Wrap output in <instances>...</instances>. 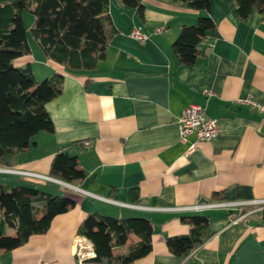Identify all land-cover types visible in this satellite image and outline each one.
I'll return each instance as SVG.
<instances>
[{
    "label": "crops",
    "instance_id": "1",
    "mask_svg": "<svg viewBox=\"0 0 264 264\" xmlns=\"http://www.w3.org/2000/svg\"><path fill=\"white\" fill-rule=\"evenodd\" d=\"M142 4L140 18L120 0H108L115 33L94 70L66 73L31 49L16 60L17 66L29 64L36 79L61 73L62 88L45 104L53 132L39 133L13 165L0 168L50 177L53 156L65 151L76 157L84 176L68 184L0 172V183L75 200L45 234L1 252L0 264H105L88 261L93 251L75 254L77 238L92 248L76 231L82 219L95 213L150 221L151 251L131 264H264V203L186 209L211 202L212 194L220 192L227 202L264 201V117L238 102L249 97L264 103V16L254 12L238 18L233 0H209L208 10L200 12L166 0ZM199 16L210 17L215 28L198 44L195 64L182 66L171 45L180 29ZM135 26L148 34L146 41L130 37ZM190 104L203 106L222 134L209 142L194 135L180 141L176 120ZM190 144L194 149L187 154ZM195 214L206 215L215 233L181 259L168 251L165 238L187 236L186 221ZM139 241L129 234L112 253L126 254Z\"/></svg>",
    "mask_w": 264,
    "mask_h": 264
},
{
    "label": "trees",
    "instance_id": "2",
    "mask_svg": "<svg viewBox=\"0 0 264 264\" xmlns=\"http://www.w3.org/2000/svg\"><path fill=\"white\" fill-rule=\"evenodd\" d=\"M196 12L207 11L209 0H166ZM235 14L247 19L254 12L264 16V0H233ZM143 18L142 0H120ZM29 12V29L45 60L66 73L94 70L103 60L115 29L108 15V0H0V165H13L39 133H52L53 122L45 104L61 93L63 75L53 73L37 81L30 65L15 66L19 58L31 54L22 13ZM215 28L210 17L199 16L192 25L183 26L171 45L182 66H192L198 56V44ZM49 176L68 184L83 178L75 156L57 152L50 163ZM136 198L137 190L131 191ZM227 202L224 193H214L211 203ZM75 206L71 196H57L41 189L0 183V253L9 252L33 235L45 234L52 220ZM239 212L237 215H240ZM231 215L232 213H228ZM236 217V216H234ZM187 236L167 237L169 252L185 258L214 235L204 214L191 216ZM13 231L14 235H9ZM152 225L140 217L117 219L89 214L79 223L77 236L92 246L94 256L88 261L105 264H131L151 251ZM129 234L140 241L126 254L113 255V248L123 246Z\"/></svg>",
    "mask_w": 264,
    "mask_h": 264
},
{
    "label": "built area",
    "instance_id": "3",
    "mask_svg": "<svg viewBox=\"0 0 264 264\" xmlns=\"http://www.w3.org/2000/svg\"><path fill=\"white\" fill-rule=\"evenodd\" d=\"M160 31L161 29H156V32H160ZM130 37L138 42H144L148 39V34L142 31L141 26H135L131 30ZM238 102L248 106L250 109L256 111L257 113L261 114L264 117V103L257 102L249 97L240 99L238 100ZM176 123L179 129V139L182 142H186L188 136L190 135H194L197 140L209 142L216 139L223 132L216 120L207 117L205 108L197 104H190L187 107H185L177 117ZM193 149H194V144H190L187 154L191 153ZM0 172L20 174L30 177H38L50 181L55 180L47 176H39L29 172L14 170L8 167H1ZM260 203H264V201L219 202V203L201 202L186 209L193 212H200L203 210L213 209V208L235 209L238 207H243L252 204H260ZM86 245L87 244H85V242L81 238H77V240L75 241V254H77L78 256H82L83 253L87 251L92 252V248L89 247L88 249ZM39 264H58V263L54 261H43Z\"/></svg>",
    "mask_w": 264,
    "mask_h": 264
},
{
    "label": "rangeland",
    "instance_id": "4",
    "mask_svg": "<svg viewBox=\"0 0 264 264\" xmlns=\"http://www.w3.org/2000/svg\"><path fill=\"white\" fill-rule=\"evenodd\" d=\"M22 18H23V24H24V28L26 31L27 41L29 43L30 49L32 50L34 55L43 56L40 49L38 48L36 42L32 39L30 32H29V29H30L32 22H33V16L29 12L24 11L22 13ZM13 64L15 66H17L16 61H14ZM37 78H38L37 81H42L45 79V78H40L39 76H37ZM103 215H105V214H103Z\"/></svg>",
    "mask_w": 264,
    "mask_h": 264
},
{
    "label": "water",
    "instance_id": "5",
    "mask_svg": "<svg viewBox=\"0 0 264 264\" xmlns=\"http://www.w3.org/2000/svg\"><path fill=\"white\" fill-rule=\"evenodd\" d=\"M65 184V183H64Z\"/></svg>",
    "mask_w": 264,
    "mask_h": 264
}]
</instances>
